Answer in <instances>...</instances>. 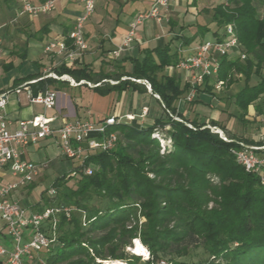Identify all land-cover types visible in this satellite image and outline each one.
<instances>
[{
  "label": "trees",
  "instance_id": "trees-1",
  "mask_svg": "<svg viewBox=\"0 0 264 264\" xmlns=\"http://www.w3.org/2000/svg\"><path fill=\"white\" fill-rule=\"evenodd\" d=\"M213 16L218 27L234 24L241 53L219 56L216 76L197 89L206 84L211 93L217 80L230 87L243 79L232 98L238 119L245 123L250 105L264 97V0H225L215 5ZM183 58L165 46L147 48L141 58H128L130 69L123 63L127 58L111 62V70L85 63L50 68L58 76L84 81L79 85L101 95L128 88L146 90L145 84L131 78L146 79L160 96L166 117L143 128L117 122L110 128L119 133L115 147L90 154L83 164L77 161L75 174L56 180L54 195L49 189L41 193L36 211L45 206L70 208L69 215L58 213L52 249L45 256L40 253L48 263L100 264L97 259H101L128 264H160L161 260L165 264H264V186L237 162L232 153L236 142L224 140L208 126L226 129L224 124L186 119L177 111L176 102L190 84L182 85L176 75L165 73V67ZM12 67L9 63L5 69ZM43 75L38 71L15 78L12 87ZM65 84L70 81L44 77L31 87L37 95ZM160 129L164 130L161 137L154 134ZM88 167L90 173L85 171ZM73 177L75 186H68ZM139 212L145 218L142 225ZM45 230L51 233L49 225ZM134 238L148 247V260L126 251ZM195 248L201 250L198 260L177 258L192 255Z\"/></svg>",
  "mask_w": 264,
  "mask_h": 264
},
{
  "label": "crops",
  "instance_id": "crops-1",
  "mask_svg": "<svg viewBox=\"0 0 264 264\" xmlns=\"http://www.w3.org/2000/svg\"><path fill=\"white\" fill-rule=\"evenodd\" d=\"M32 1L39 2L41 0ZM152 1L97 0L95 11L85 25L89 47L79 63L90 64L95 69L105 67L111 70L113 69L111 62L114 60L141 58L147 48L169 46L172 51L177 50L183 56H187L193 54L195 48L202 42L222 37L224 27L216 25L213 8L216 4L225 0H171L166 11V17L162 21H158L156 18L143 21L138 26L135 40L131 45L121 52L120 57L113 58L110 53L123 43L131 21L138 12L149 9ZM0 5L2 11L7 9L9 12L4 19L0 17V24L2 25L0 31L1 45L3 52L10 57L9 61L13 60V67L7 70V74L2 77L3 79L4 77L8 78V82L0 85V93H2L14 88L12 84L15 78L46 70L47 66L51 68L60 64L57 57L44 51V47L50 40L61 38L69 31L74 19L82 11V4L79 0H56L54 8L49 13L36 16L20 14L19 0H0ZM215 32H217V35L214 34ZM236 53L238 52L235 51ZM217 59L219 60L218 56ZM123 63H125L127 69L132 67L129 59ZM165 73L176 75L182 85L190 84L189 90L185 91L176 102L177 111L186 119L199 122L205 121L206 123L214 120L219 124H224L221 121L222 113L218 107H227V103H233L232 95L244 84V80L240 79L224 90L232 92L231 95H227V98L230 97L228 101L217 95L216 88L210 93L205 90L206 84H201L200 90L197 89V86H199L197 84L193 100L188 101L185 97L191 90L192 71L178 67L177 64H170L165 67ZM131 79L145 84L146 90L140 91L128 88L122 91L114 90L106 95L94 92L90 96L89 102L84 103L83 92L91 89V87L65 84L60 89L55 88L59 92L56 109H45L40 104L43 110H32L31 112L23 110V99L12 92L9 97L11 94L15 95L14 106L13 103L9 105L8 102L6 109L7 114L12 111H15L16 114L15 117H8V115L7 117L16 121L29 118L37 113H44L47 116L56 115L58 117L52 122V126L56 127L66 120L75 118L99 120L115 115L119 121L128 122L141 128L152 124L157 118L166 117L164 104L160 96L153 93L151 83L146 79ZM112 83H115V81H112ZM26 99L25 96L24 100ZM203 105H207L209 108L206 107L207 109H205ZM258 106L261 108L260 112L257 111ZM48 110L52 112L49 113ZM127 115H134L135 117L133 120H129ZM246 118L258 122L257 135H249L244 132L238 133L234 129L231 130L227 123L224 124L226 129H223V132L227 136L234 135L252 140L250 143H263L264 97L250 105ZM53 143L57 145L59 153L62 154L57 138L48 136L40 139L37 143L24 147L25 156L34 161H41L40 159H34L32 154L37 153L40 148L53 145ZM10 176L0 172V183L14 180ZM32 185L21 187L9 196L11 199H17L29 212H35L41 202L39 200L41 195L35 193V187ZM28 233L29 230L26 231V234ZM4 234L5 222L0 215V237L8 243Z\"/></svg>",
  "mask_w": 264,
  "mask_h": 264
},
{
  "label": "built area",
  "instance_id": "built-area-1",
  "mask_svg": "<svg viewBox=\"0 0 264 264\" xmlns=\"http://www.w3.org/2000/svg\"><path fill=\"white\" fill-rule=\"evenodd\" d=\"M55 1L19 0V13L31 16L49 13L54 8ZM79 1L82 4V11L74 19L67 35L50 40L44 47L47 54L57 57L60 63H65L67 66H74L81 62L89 47L85 25L95 11L97 0ZM170 3L171 0H153L149 9L138 12L129 24L123 43L111 51V56L113 58L120 57L121 52L131 45L135 40L138 26L143 21L149 18L162 21L166 17ZM1 28L0 24V31ZM67 38L70 40L69 43H67ZM1 43L0 35V52L2 51ZM230 49L241 53V43L232 23L224 26L221 39L216 38L202 42L195 48L193 54L184 56L177 63L178 67L192 71L191 90L186 95V100H193L197 84L216 76L219 67L217 56L229 55ZM242 57H245V54H242ZM43 72L44 75L40 78L25 80L11 90L0 93V172L14 178V180L0 183V215L5 222L4 235L8 240L6 243L0 237V257L6 261V264H54L48 263L40 253L48 250L56 240L58 213L64 211L69 215L70 212L68 206H45L41 211L29 212L17 199L9 197L15 190L35 182L41 176L42 169L47 168L50 164L49 159L34 161L27 158L24 147L37 143L42 138L55 136L62 154L83 164L90 154L115 147L119 139L118 131L110 129L119 122L115 115L99 120L75 118L66 120L56 127L52 126V122L58 117L56 115L47 116L44 113H37L29 118L16 121L9 119L6 106L9 94L12 92L16 95L24 93L30 104H42L45 109H56L59 92L55 88L49 87L34 95L32 83L44 77L67 79L71 85H79L84 82H76L68 75L58 76L50 69ZM88 85L95 84L88 82ZM222 86L223 81H215V88L220 89ZM134 117V115H127L129 120H133ZM174 118L180 120L177 116ZM189 126L193 127L192 124ZM208 126L210 127V125ZM157 133L158 130L154 134L157 135ZM221 137L224 140L236 142L232 153L237 162L243 165L247 171L256 174L260 184L264 186V142L254 144L241 139H233L230 136ZM91 169L88 167L85 171L90 173ZM71 174H75V171ZM48 192L50 195H54L56 190L51 187ZM46 225H49L51 229L50 234L45 230ZM27 230H29L28 234H26ZM36 260L37 263H35Z\"/></svg>",
  "mask_w": 264,
  "mask_h": 264
},
{
  "label": "rangeland",
  "instance_id": "rangeland-1",
  "mask_svg": "<svg viewBox=\"0 0 264 264\" xmlns=\"http://www.w3.org/2000/svg\"><path fill=\"white\" fill-rule=\"evenodd\" d=\"M8 13L9 12H8L7 9L2 11L1 10V5H0V17L2 19H4L8 15ZM1 50L2 51L0 52V85L3 84V83L8 82V78L4 77V79H3L2 77L7 74L6 73L7 70L5 69V66L7 64L13 62V60L9 61L10 57L3 52L4 50L2 48V45H1ZM229 55H235L234 49H230L229 50ZM12 65H13V63H12ZM49 69H50V67L47 66L46 70H49ZM255 81H256L255 78H252L251 83H253ZM226 89H227V87L225 85H223L219 90L216 88V91H217L216 93L220 97H223L222 99L228 101V99L230 97L227 98L228 97L227 95H231L232 92L224 91ZM94 92H97V91H95L93 88L88 89V90L83 92V100L85 101L84 103H88L89 102L90 96ZM19 96L23 99V103H24L23 110L24 111L31 112L32 110H35V111L40 110V109L43 110L42 105H40V104L31 105L28 102L27 99L24 100V98H25V94L24 93H21ZM14 98H15V95L11 94L10 97H9V100H8L9 105H11L14 102ZM13 106H14V103H13ZM203 107L205 109L209 108V107H207V105H203ZM218 108L220 109V111L222 113V116H221L222 123H224V124L227 123V125L229 126V128L231 130L234 129V131H237L238 133H243L244 132V133L249 134V135H251V134L257 135V131H258L257 127H259L258 122L257 121H251V120H247V121H245V123L241 122L238 119V117H237L238 116V111H237V108H236L234 103L230 102V103H227V107L220 106ZM48 111H49V113L52 112L51 110H48ZM6 112H7V109H6ZM15 114H16L15 111H12V112H9L7 115H8V117H12V116L15 117ZM229 118H230V120H229ZM163 132H164V130L160 129L159 133H157L156 136H160V137L163 136V134H164ZM164 142H165V140L163 141V143ZM32 157L34 159H36V160L40 159L41 161L46 160V159L50 160L49 166L47 168L42 169L41 176L39 177V179L33 185V187H35L34 191L38 195L39 194L41 195V193L43 191H47L49 188L53 187L54 183L56 182V180L59 177H61L63 175H66V174L67 175L70 174L74 170V166L77 163V160H73V159L65 156L64 154H60L57 145L54 144V143H53V145H50V146H48L46 148L45 147L40 148L37 153L32 154ZM10 178H13V177L10 176ZM75 181H76V179L74 177L69 179L67 181L68 186H75ZM144 221H145V218L139 212V225H142V223H144ZM136 239H139L141 241L140 238H134L132 240L133 245L132 246H128L126 248V251H128L129 254L135 253L137 255H140L142 261L148 260L149 257H150V252H149L148 247L142 241H141V243L147 249V253H145V254L141 253L140 254V253L135 252L134 248H132L133 246L136 245L135 244ZM50 249H52V247H50L49 250H45V251L41 252V255L45 256V254H47L50 251ZM200 252H201L200 248H195V249H193V254L192 255L177 256V258L178 259L190 260V261L191 260H198L202 256ZM0 260H1L0 264H6V261L4 259H2L1 257H0ZM97 261H101L100 264H110V262H112L113 260L97 259ZM120 261H122V264H128V262L125 261V260H120ZM159 263L160 264H165L166 260H161V261H159Z\"/></svg>",
  "mask_w": 264,
  "mask_h": 264
},
{
  "label": "bare ground",
  "instance_id": "bare-ground-1",
  "mask_svg": "<svg viewBox=\"0 0 264 264\" xmlns=\"http://www.w3.org/2000/svg\"><path fill=\"white\" fill-rule=\"evenodd\" d=\"M210 128L212 129V131L218 132L221 136H227L223 132V130H217L218 129L217 126H210ZM135 244L136 245L132 247V248H134L135 252L140 253V254L141 253L142 254L147 253V249L145 248V246L141 243V241L139 239H136ZM110 264H122V261H120V260H113L112 262H110Z\"/></svg>",
  "mask_w": 264,
  "mask_h": 264
}]
</instances>
